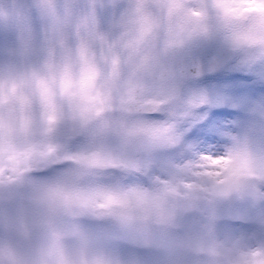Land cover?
I'll use <instances>...</instances> for the list:
<instances>
[{
    "label": "clouds",
    "instance_id": "1",
    "mask_svg": "<svg viewBox=\"0 0 264 264\" xmlns=\"http://www.w3.org/2000/svg\"><path fill=\"white\" fill-rule=\"evenodd\" d=\"M225 68L264 83V0H0V264H264V96Z\"/></svg>",
    "mask_w": 264,
    "mask_h": 264
},
{
    "label": "rangeland",
    "instance_id": "2",
    "mask_svg": "<svg viewBox=\"0 0 264 264\" xmlns=\"http://www.w3.org/2000/svg\"><path fill=\"white\" fill-rule=\"evenodd\" d=\"M202 83L218 99L222 100L227 97L236 104L242 105L249 100L264 96V83H261L256 75L247 71L225 68L218 74L205 77ZM211 111L230 114L211 117ZM206 112L207 120L193 133L198 138H211V126L234 120L240 116L237 109L223 103H218Z\"/></svg>",
    "mask_w": 264,
    "mask_h": 264
}]
</instances>
